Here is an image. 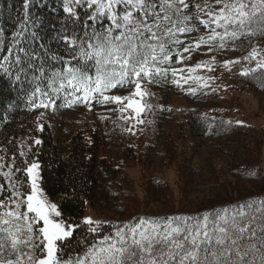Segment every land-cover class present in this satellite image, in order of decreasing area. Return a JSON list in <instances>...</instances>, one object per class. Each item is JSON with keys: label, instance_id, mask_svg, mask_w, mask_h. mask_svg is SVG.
I'll use <instances>...</instances> for the list:
<instances>
[{"label": "trees", "instance_id": "1", "mask_svg": "<svg viewBox=\"0 0 264 264\" xmlns=\"http://www.w3.org/2000/svg\"><path fill=\"white\" fill-rule=\"evenodd\" d=\"M197 1L198 22L212 24L209 33L194 42L208 52L207 57L200 55L196 66L209 87H201L190 79L185 82L182 77L188 78V74L181 71L176 76L174 71L160 75L153 72L151 76L142 73L141 77L131 74L117 89L105 93L127 97L121 104L101 105L93 101L87 107L80 103L67 105L61 96L55 109H43L28 103V94L34 91L35 84L24 80L23 74L21 81H16L14 75L7 77L0 72V163L5 165L0 173L8 171L13 158L15 163L9 179L0 175V184L5 185L0 199L10 191L8 184L17 179L22 181L19 190L30 192V181L23 170L38 160L43 187L62 212L59 219L81 225L72 238L64 241L65 256L82 255L86 246L113 233L114 226L135 224L141 218L164 224L169 217L191 216L202 221L206 214H212L210 219L236 216L250 222L257 233L255 243L259 250L251 249L247 260L249 264H264V246L259 243V238L264 237V114L254 105L256 95L264 96V68L258 66V62L264 64V0H224L231 9L227 28L213 25L210 13L219 8L215 0ZM159 4L164 6L161 11L174 21L171 25L170 20L161 21V33L170 26V35L161 36V44L181 40L179 34L191 24L188 9L181 12L177 0H159ZM67 7L68 0H0V57L10 46L11 34L23 24L27 38L24 42L46 57L45 67L59 66L51 56L56 53L68 59L67 45L61 39L67 34L62 27L69 16ZM219 18L217 13L218 21ZM71 27L68 21L69 30ZM76 30H80L79 25ZM41 45L48 46L51 52H42ZM179 46L178 42L169 44L170 64H161L158 56L157 63L149 67L174 69L173 52ZM225 50L232 55L222 59L221 52ZM193 60L192 56L182 60L185 71L194 65ZM243 71L249 75H242ZM176 80L179 85L174 83ZM137 81L141 96L135 95ZM170 85L195 88V94L190 89L184 92L189 96H208L217 104L199 109L189 105L178 110L168 107L156 97ZM180 89L183 88L176 90ZM134 97L144 103L147 123L148 144L141 154L134 147L133 132L128 131L133 129L129 111H119ZM39 98L42 97L36 102ZM79 110L86 113L80 127L55 125L62 114ZM163 117L168 120L166 124L161 123ZM41 124L43 131L39 130ZM197 124L208 136L230 140L227 145L220 144L222 151L212 158L197 156L200 146L192 133ZM36 139L42 143L36 145ZM133 165L141 170L139 179L126 172ZM16 168L21 171L16 172ZM170 168L176 173L175 180L163 174ZM210 194L213 197L200 203L193 201ZM88 202L101 215H112L99 221L106 223L98 236L89 233L82 221ZM183 223L177 221L173 226Z\"/></svg>", "mask_w": 264, "mask_h": 264}, {"label": "snow or ice", "instance_id": "2", "mask_svg": "<svg viewBox=\"0 0 264 264\" xmlns=\"http://www.w3.org/2000/svg\"><path fill=\"white\" fill-rule=\"evenodd\" d=\"M177 2L181 12L196 8V5H190L189 0ZM215 4L219 8L210 13L213 23L227 28L231 23L228 19L231 9L224 0H215ZM27 7L28 3L25 4ZM162 7L159 0H68L66 11L69 16L62 25L67 34L61 37L67 45L68 59L53 53L51 59L59 66L45 67L46 57L24 42L27 39L24 35L26 26L22 24L20 30L11 34L10 46L0 57V72L7 77L14 75L16 81H21L23 74L24 80L36 85L27 97L34 108L55 109L61 96L67 105L80 103L87 107L93 101L101 105L121 104L127 97L105 93L117 89L131 74L141 77L142 73L151 76L153 72L160 75L174 71L176 76L177 71H183L149 67L157 63L158 56L161 64H170L169 44H183L181 40L161 44V36L170 35V26L160 32L161 21L170 20L161 11ZM217 13L220 14L219 21ZM68 21L72 25L70 30ZM173 22L170 20L168 25ZM77 25L80 26L79 31L76 30ZM32 35L35 37L36 33L32 32ZM40 47L45 54L51 52L48 46ZM189 50L188 46L183 48L184 52ZM258 66L264 68V64L259 62ZM241 74L249 75V72ZM182 78L187 82V77ZM174 83L179 85L180 82L176 80ZM200 86L209 87L205 84ZM135 87V95H143L138 81ZM195 92V88L190 89L191 94ZM38 97L42 98L36 102ZM126 107L133 109L136 120L143 123L139 101H132ZM119 111L124 112L125 107H120ZM39 130L43 131L44 125L41 124ZM34 143L40 145L42 140L36 139ZM14 166L13 158L8 171L0 175L9 179ZM4 167L0 163V169ZM40 167L34 161L23 170L30 178V193L19 190L22 181L17 179L8 184L10 191L0 199V209H3L0 211V264H249V251L259 250L255 243L257 233L250 222L236 216L210 219L212 214H206L202 221L191 216H176L169 217L164 224L141 218L135 224L114 226L113 233L86 246L82 255L65 256L64 241L72 238L81 225L53 218V214L61 217L62 212L55 203L41 198L38 186ZM15 171L20 172L21 169L16 168ZM4 192L5 185L0 184V194ZM189 220L194 223H187ZM177 221H183V226L174 227ZM104 223L91 218L84 220L87 231L97 236ZM259 243L264 246V237L259 238Z\"/></svg>", "mask_w": 264, "mask_h": 264}, {"label": "rangeland", "instance_id": "3", "mask_svg": "<svg viewBox=\"0 0 264 264\" xmlns=\"http://www.w3.org/2000/svg\"><path fill=\"white\" fill-rule=\"evenodd\" d=\"M172 1V0H170ZM197 0H189L190 5H198ZM188 14L191 17V24L189 26V29L185 32L180 33V38L181 41H183V44L179 47H177V50L173 52V58H172V63H173V70H183L181 71L183 75L188 74V79H190L193 83H200V84H205V79L203 75L199 71V67L196 66V63L199 62L200 55L201 56H208V52L205 50H200L194 42L198 41L197 39L204 37L209 33V30L211 29L210 27L212 24H205L207 25V28L203 25L200 24L197 20V14L196 10L194 7H190L188 9ZM214 25V23H213ZM185 46H188L190 50L188 52H184L183 48ZM223 57L228 58L229 55H232V53L228 50H225L224 52H221ZM192 56L193 61H195L194 65L189 67L188 71H185L184 69L185 66L182 65V60L187 59L188 57ZM190 59V58H189ZM177 88H183L180 90H176ZM190 87L188 86L187 88H184L182 86H168L165 89L160 90L159 94L157 95V99L163 104L165 103L168 107L173 106L174 109H185L188 105L191 107H194L196 109H199L200 107H210V106H215L217 104V101L213 100V98H209L208 96L205 95H193L189 96L186 95V91H189ZM203 94V93H202ZM256 101L254 102L255 108H258L259 106V111L264 114V96L263 95H256ZM132 101H139L140 104L142 105V112L140 115V120L143 121V123H139L136 118H135V112L131 108H127L126 105ZM128 103L125 104L126 110L129 111V118L131 121V125L133 126L132 132L134 134V147L136 149V152L138 154H141L144 149L146 148L148 144V137H147V123H146V117H145V110H144V103L139 99V98H132L128 101ZM86 115L85 111L79 110V111H72V112H67L62 114L61 119L56 120L55 125H60L63 124V127L65 128H78L80 125L85 121ZM58 118V117H57ZM168 120L166 117H163L161 119V123L166 124ZM165 126V125H164ZM192 133L194 134V139L196 142L199 144V153L197 154L198 158H212L213 155L217 152L220 153L222 150H220L218 147L220 144L228 143L230 140H227L226 137H222L220 139L214 138L213 136H208L206 131H203V129H199V125L197 124L192 128ZM230 139V138H228ZM225 158V157H223ZM35 162H40L38 160H34ZM32 161V162H34ZM30 162V163H32ZM29 163V164H30ZM28 164V165H29ZM162 172V168L160 169ZM127 174L135 179H139L141 176V170L138 165H133L130 166L126 169ZM164 175H166L168 178L171 180L176 179V173L173 171L172 168L168 169L167 171L164 170L163 172ZM30 181V178H29ZM31 183V182H30ZM38 186L41 189V198L45 199L46 202L48 203H55L57 206V202L51 199L45 188L43 187L42 184V175H41V167L39 169V179H38ZM30 193V192H29ZM213 197V195H202L197 199H193L194 203H200L204 199H208ZM58 210H60L58 206ZM112 215H107L103 216L99 212H97L90 204V202L87 203L85 212L82 216V221L84 222L85 218H91L93 221L99 222L102 219H108L111 218ZM53 218L59 220V218L55 217L53 214Z\"/></svg>", "mask_w": 264, "mask_h": 264}]
</instances>
